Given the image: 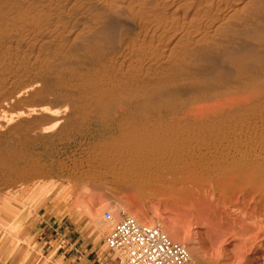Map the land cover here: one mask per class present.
<instances>
[{
	"label": "rangeland",
	"instance_id": "374dc122",
	"mask_svg": "<svg viewBox=\"0 0 264 264\" xmlns=\"http://www.w3.org/2000/svg\"><path fill=\"white\" fill-rule=\"evenodd\" d=\"M129 26L115 29L117 40L110 44V51L75 48L60 51L63 56L58 52L60 58L54 60L46 53L32 57L27 45L36 46L38 40L25 34L17 33L19 36L10 37L12 42L0 43V117L7 123L0 129V243L8 242V252L40 253L30 243L39 236L37 229L47 226L41 222H61L75 231L73 236L83 237L95 247L90 264H116L117 256L105 245L113 225L105 222L104 214L111 212L118 222L126 213L143 224L160 227L172 241L188 249L192 262L264 264V242L262 249L252 250L238 236L240 221L222 219V207L209 211L204 202L192 209L174 203L172 190L142 193L125 188L123 181L114 184L109 176L108 161L117 155V143L127 140L142 124L176 130L173 138L189 146L182 147V153L193 151L195 138L209 132H196L175 122L188 116L193 120L195 113L200 117L213 105L207 102L209 97L227 86L212 76L187 78L170 66L143 74L142 67L133 62L136 54L123 50L125 41L118 39L124 30L133 29ZM150 126L141 129L153 128ZM172 135L167 136L171 141ZM174 149L173 156L180 155L175 160L181 161L182 154ZM188 162L193 165L197 160ZM93 171L104 173L103 178ZM204 183L205 193L220 192L209 187L207 191L208 183ZM211 211L216 212L215 221L209 219ZM94 214L103 220L104 229L93 223Z\"/></svg>",
	"mask_w": 264,
	"mask_h": 264
},
{
	"label": "bare ground",
	"instance_id": "6f19581e",
	"mask_svg": "<svg viewBox=\"0 0 264 264\" xmlns=\"http://www.w3.org/2000/svg\"><path fill=\"white\" fill-rule=\"evenodd\" d=\"M127 24L133 29L124 30L118 39L125 41L123 50L136 54L132 61L142 67L143 74L170 66L187 78L195 75L206 80L212 76L227 86L223 87L226 91L219 88L222 92L209 97L207 102L213 105L205 108L200 117L195 113L193 120L189 116L180 121L172 119L177 126L209 132L195 138L193 151L182 153L186 144L173 138L176 130L142 124L127 140L117 143L119 151L108 161L109 176L114 184L123 181L125 188L142 193L158 188L172 190L174 203L192 209L204 202L209 211L217 212L220 206L224 210L222 219L229 223L234 218L240 221L238 236L243 242L250 244L252 250L262 249L264 0H0V43L12 42V35L25 34L30 40H38L36 46L26 44V51L35 59L46 53L54 60L60 56L58 52L75 48L110 51V44L117 40L115 29ZM5 125L0 117V129ZM145 126L153 128L141 129ZM168 135H172L175 144ZM173 148L182 154L181 161L175 160ZM190 160L197 162L188 165ZM93 172L94 176H104ZM202 182L208 183L207 191L209 187L220 192L205 193ZM231 209L235 210L228 214ZM212 211L209 219L215 221L216 212ZM95 216L92 215L93 223L104 229L103 220Z\"/></svg>",
	"mask_w": 264,
	"mask_h": 264
},
{
	"label": "built area",
	"instance_id": "2783aa9c",
	"mask_svg": "<svg viewBox=\"0 0 264 264\" xmlns=\"http://www.w3.org/2000/svg\"><path fill=\"white\" fill-rule=\"evenodd\" d=\"M104 220L113 225L105 245L120 254L116 264H191L186 247L173 242L160 227L143 224L126 213L116 222L114 215L106 212Z\"/></svg>",
	"mask_w": 264,
	"mask_h": 264
},
{
	"label": "crops",
	"instance_id": "0c3cea01",
	"mask_svg": "<svg viewBox=\"0 0 264 264\" xmlns=\"http://www.w3.org/2000/svg\"><path fill=\"white\" fill-rule=\"evenodd\" d=\"M51 221V219H50ZM45 228L37 229L39 236L35 242L30 243L31 248L37 247V251H29L28 255L20 252L6 250L8 242L0 243V264H39L44 259L45 264H90V258L95 253V247L83 237L73 236L69 226L61 222L48 223Z\"/></svg>",
	"mask_w": 264,
	"mask_h": 264
}]
</instances>
